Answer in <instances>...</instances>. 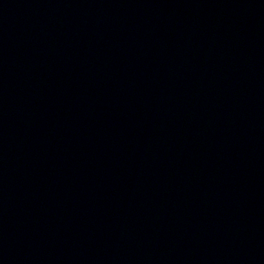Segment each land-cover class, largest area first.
I'll return each instance as SVG.
<instances>
[{
	"label": "water",
	"instance_id": "water-1",
	"mask_svg": "<svg viewBox=\"0 0 264 264\" xmlns=\"http://www.w3.org/2000/svg\"><path fill=\"white\" fill-rule=\"evenodd\" d=\"M0 264H264V0H0Z\"/></svg>",
	"mask_w": 264,
	"mask_h": 264
}]
</instances>
